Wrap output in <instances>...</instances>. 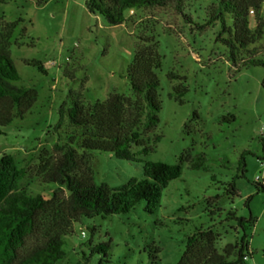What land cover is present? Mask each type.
Listing matches in <instances>:
<instances>
[{"label":"rangeland","instance_id":"374dc122","mask_svg":"<svg viewBox=\"0 0 264 264\" xmlns=\"http://www.w3.org/2000/svg\"><path fill=\"white\" fill-rule=\"evenodd\" d=\"M85 1L0 4L2 24L21 21L9 46L20 76L17 84L38 92L23 119L0 127V156L11 154L25 171L20 188L49 197L57 187L41 184L36 166L39 156L50 154L70 131L66 118L55 127L59 108L70 105V92L80 91L87 103L111 93L133 97L126 71L140 34L154 38L161 57L156 71L161 108L154 132L145 135L160 139L140 159L176 164L180 154L191 149L192 155L203 153L206 161L199 170L182 163L180 177L162 189L153 213H147L140 201L127 213L81 217L63 237L65 255L54 264H176L185 237L207 228L217 234L218 251L239 242L245 233L249 242L245 262L264 264V191L255 187V182L264 184V66L242 64L245 55L231 58L216 39L218 22L201 28L205 9L214 0H187L179 7L171 0L163 6L129 10L117 25L89 12ZM260 15L264 22V0ZM249 25L255 26L252 14ZM252 46L253 57L264 61V27ZM169 73L181 79H170ZM179 84L186 88L181 103L173 89ZM91 167L95 183L111 188L143 178L142 162L106 152L93 151ZM230 211L244 219L251 215L254 224L238 226L229 218ZM101 242H109L107 255L90 254L91 247Z\"/></svg>","mask_w":264,"mask_h":264},{"label":"trees","instance_id":"16d2710c","mask_svg":"<svg viewBox=\"0 0 264 264\" xmlns=\"http://www.w3.org/2000/svg\"><path fill=\"white\" fill-rule=\"evenodd\" d=\"M168 1L171 0H86L85 5L89 12L99 14L108 24L117 25L125 21L126 11L163 6ZM174 1L179 7L187 0ZM42 2L37 0V4ZM262 2L214 0L205 9L206 20L201 28L218 22L220 30L216 39L228 48L231 58L245 55L242 64L264 66V61L253 57L256 47L252 46L263 34ZM251 14L254 15V28L249 25ZM20 22L2 24L0 11V127L10 125L14 119H23L38 98L35 88L17 84L20 76L10 58V42ZM160 66L161 57L154 38L140 34L126 71L133 97L111 93L103 100L87 103L80 91L69 93L70 105L59 108L60 118L55 127L59 128L66 118L70 131L64 142L53 145L50 154L45 151L39 156L36 166L41 184L57 185L49 197L33 195L20 188L24 169L18 167L11 154L2 153L0 264H54L65 255L63 237L72 232V224L81 217L127 213L140 201L145 202L147 213H153L162 189L180 177L182 163H188L192 170L204 168V154L192 155L191 149L184 150L176 164L142 161L139 157L153 151L160 139L159 135L152 139L145 137L154 132L161 108L156 74ZM38 69L43 70L41 65ZM167 76L180 78L172 73ZM173 89L181 103L185 86L179 84ZM93 151L142 162L143 178H131L114 188L105 183L96 184L91 167ZM244 154L240 157L242 164ZM255 187L257 192L264 191V184L255 182ZM230 189L231 194L236 193L234 182ZM228 216L235 219L238 226L254 224L251 215L244 219L230 211ZM216 240L217 234L211 228L187 235L176 264H247L249 242L245 233L239 242L227 243L221 251L215 246ZM108 250L109 242H101L91 247L90 254L101 253L105 257Z\"/></svg>","mask_w":264,"mask_h":264},{"label":"built area","instance_id":"2783aa9c","mask_svg":"<svg viewBox=\"0 0 264 264\" xmlns=\"http://www.w3.org/2000/svg\"><path fill=\"white\" fill-rule=\"evenodd\" d=\"M81 234L83 235L84 233H83V232H81Z\"/></svg>","mask_w":264,"mask_h":264}]
</instances>
